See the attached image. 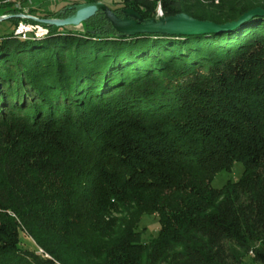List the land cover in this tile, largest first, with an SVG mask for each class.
<instances>
[{
  "label": "trees",
  "instance_id": "obj_1",
  "mask_svg": "<svg viewBox=\"0 0 264 264\" xmlns=\"http://www.w3.org/2000/svg\"><path fill=\"white\" fill-rule=\"evenodd\" d=\"M4 1L0 264H264V17L133 38L101 12L63 27L17 17L65 20L70 7L102 2L119 17L155 20L160 9L223 24L264 0H53L62 7L47 12L22 8L40 0ZM21 22L47 34L14 36ZM234 163L240 178L213 189ZM141 215L159 225L146 243Z\"/></svg>",
  "mask_w": 264,
  "mask_h": 264
},
{
  "label": "water",
  "instance_id": "obj_2",
  "mask_svg": "<svg viewBox=\"0 0 264 264\" xmlns=\"http://www.w3.org/2000/svg\"><path fill=\"white\" fill-rule=\"evenodd\" d=\"M16 2L18 0H9ZM75 8V7H74ZM80 9L83 10L81 17L76 18V14ZM131 11V10H129ZM101 12L113 31L121 36L133 38L139 35H166V36H200L216 33H224L232 31L242 24L256 18L264 17V9L255 7L241 14L236 20L229 21L223 24H217L211 21H200L192 18L191 16L180 13L174 16L164 18L160 9L157 12V20L143 21L139 16L138 18H128L124 15L119 17L114 14L108 6L102 2L88 3L75 8L73 15L65 20L61 19H38L28 15H19L18 18L30 19L38 24L52 25L56 27L63 26H78L83 22L88 21L97 13ZM133 12V11H131ZM9 17H0V22L7 20ZM19 23L14 30V36L25 39V37L33 34V31H43L47 34V30L41 25ZM23 27V31H18ZM27 29V31H25ZM35 37V36H34Z\"/></svg>",
  "mask_w": 264,
  "mask_h": 264
},
{
  "label": "rangeland",
  "instance_id": "obj_3",
  "mask_svg": "<svg viewBox=\"0 0 264 264\" xmlns=\"http://www.w3.org/2000/svg\"><path fill=\"white\" fill-rule=\"evenodd\" d=\"M22 0H18L16 2H12L9 0H6L4 2L6 3H12L15 7H18L20 5ZM199 4L198 6H206L210 4V0H196ZM220 0H214L213 1V5L216 6L219 3ZM189 2H194L193 5L196 4L195 0H189ZM95 3V2H94ZM191 3V4H192ZM88 3H81L79 5H75L72 7H70V9H73V11L75 12V8L81 5H85ZM106 6L108 3H104ZM22 8L25 9V11L28 10H32V9H36V10H41L44 12L47 11H58L61 7L62 4L57 5H53V0H40V1H33V2H28L25 4H22ZM113 8H120L121 6L119 4H110ZM21 6V5H20ZM75 7V8H74ZM158 12V9L156 11V13ZM124 15L128 16V18H138V14L136 12H131L129 10H124L123 11ZM27 15V14H25ZM29 16V15H28ZM1 17H9L7 15L1 16ZM140 17V16H139ZM157 14H156V19L157 20ZM141 18V17H140ZM21 19V18H20ZM251 21V20H250ZM23 23V22H21ZM26 24V23H25ZM24 24V25H25ZM10 22L9 21H2L0 22V36H3L5 34H8L10 32ZM71 30H78L80 31L81 29L78 28H69ZM33 37L27 36V38H36V39H40L42 37H44L46 35L45 32H37V31H33ZM35 36V37H34ZM242 165L240 163H234L231 173H226V172H220L218 173L214 179L211 182V187L213 189H219L221 188L224 184H226L227 181H232V182H236L241 174H242ZM111 217L115 218V219H119L124 217V214L122 213H118V214H111ZM159 229V225H158V221H157V217L155 215H141L139 217L138 222L136 223V231L141 233V241L146 243L154 238H156L157 236V231ZM80 230V228H79ZM23 239L25 240L26 246L27 247H34L35 249H37V253L38 254H42L43 251L38 247V245L35 243V240L33 238H31L27 233H23L22 234ZM47 240V237H46ZM67 254L69 256H75V254L70 250L67 251ZM243 264H252V262L250 261L249 257L246 256L244 258Z\"/></svg>",
  "mask_w": 264,
  "mask_h": 264
},
{
  "label": "bare ground",
  "instance_id": "obj_4",
  "mask_svg": "<svg viewBox=\"0 0 264 264\" xmlns=\"http://www.w3.org/2000/svg\"><path fill=\"white\" fill-rule=\"evenodd\" d=\"M83 10L84 9H80L79 11H78V13L76 14V18H79V17H81L82 16V14H83ZM27 37H25V39H26Z\"/></svg>",
  "mask_w": 264,
  "mask_h": 264
},
{
  "label": "built area",
  "instance_id": "obj_5",
  "mask_svg": "<svg viewBox=\"0 0 264 264\" xmlns=\"http://www.w3.org/2000/svg\"><path fill=\"white\" fill-rule=\"evenodd\" d=\"M23 29H24L23 27H20L18 34L20 33V31H23ZM25 31H27V29Z\"/></svg>",
  "mask_w": 264,
  "mask_h": 264
}]
</instances>
